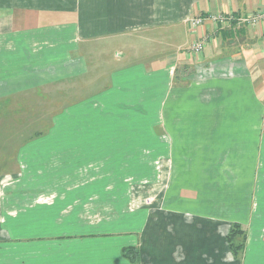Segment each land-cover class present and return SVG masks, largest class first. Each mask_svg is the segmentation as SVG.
Instances as JSON below:
<instances>
[{
    "label": "crops",
    "instance_id": "obj_1",
    "mask_svg": "<svg viewBox=\"0 0 264 264\" xmlns=\"http://www.w3.org/2000/svg\"><path fill=\"white\" fill-rule=\"evenodd\" d=\"M260 8L264 0H0V109L7 114L0 157L16 149L18 163L0 165V264H264V22L207 18ZM197 15L206 21L194 29L189 20ZM88 76L94 79L79 80ZM49 78H70L86 93L65 108L76 131L16 132L21 124L47 125V112L32 121L14 110L52 108L41 90ZM80 109L88 110L90 133H80ZM125 117L165 129L144 136L151 156L165 158V175L151 180L160 190L150 211L142 197L121 191L148 182L137 177L143 148L125 142L136 140ZM84 150L93 158L87 217L79 198ZM127 157L135 158L131 180L120 166ZM130 202L138 207L124 215L95 211ZM117 220L127 226L103 228ZM235 224L246 235L240 254L228 240ZM126 246L139 249L136 262L123 255Z\"/></svg>",
    "mask_w": 264,
    "mask_h": 264
},
{
    "label": "rangeland",
    "instance_id": "obj_2",
    "mask_svg": "<svg viewBox=\"0 0 264 264\" xmlns=\"http://www.w3.org/2000/svg\"><path fill=\"white\" fill-rule=\"evenodd\" d=\"M127 41V40H125ZM128 42V41H127ZM143 51L146 49V45L145 43H143L142 45ZM91 80L94 78H90V76L88 77H81L79 80L80 81H85V80ZM106 78H98L96 79L95 83L93 86H91V88H98L102 85L103 82H105ZM33 83V81H32ZM73 84V85H72ZM22 89V88H20ZM42 90V97L44 98V102L45 104H48L49 107L52 108H31V109H15V116H29V117H34L32 118L33 120H38V117L40 116H45L46 112V117H47V121H46V126H38V124H31V126H25V125H17L16 126V132L20 131V132H25L28 131L29 128L30 129V135H34L35 132L41 131L39 133L42 132H46V133H55V132H64V134L66 132L70 133L71 130H74V124L72 125L73 121L70 120L71 117V111L69 109H65L68 106H71L75 103H77V100L80 102L82 100L87 99L86 98V93H82L81 91H77L79 89L76 88V85L74 82H72L70 80V78L68 79H56V78H49L45 81V83L42 84L41 87ZM22 96V95H21ZM19 96H16L15 98L17 100H20L21 98H17ZM33 100V99H30ZM60 103L63 104L62 107H60ZM34 106V105H33ZM54 107H57L56 109H54ZM60 107V108H59ZM87 109H80V133L86 134V133H90V130H88V128H91L92 125H90L91 121H88V117L86 115H84L83 113L86 111ZM88 111V110H87ZM100 111V110H98ZM6 112V110L4 111ZM63 113L65 114V116H67L68 119H63L61 120V123L56 124L55 122V116L57 114ZM29 114V115H28ZM5 115L7 116V114L5 113ZM5 115L2 111V109H0V129H2L3 132H6V118ZM97 117L94 113H92V118ZM44 118V117H42ZM41 118V119H42ZM91 118V119H92ZM90 119V120H91ZM125 122L128 120L130 121L129 124H127V134L135 136L134 139L136 140H132L131 142H128L129 140L125 141L127 143L130 144H134L135 147L137 149V151L140 148H143V153L142 156H136V168H137V177H142L143 182L144 181H148L145 182L144 184H142V186H140L139 188H133L135 183L132 185V188L130 190H121L122 192H126L128 193V198L129 196H132V198L134 197H142L145 204H147V208L148 211H150V209L152 208V203L155 202L158 198L156 192L158 190H160V188H153L154 185H152L151 180L152 179H156L159 178L161 179L164 175H165V158L164 157H155V156H151V149H150V145L151 142L147 141L146 139H144V136L146 133H152V132H156L158 134L162 133L165 131V129L163 128V125H159L158 127L160 128V132L156 131V127L157 126H141L140 124H135V123H131L134 122V118H124ZM76 122V120H74ZM76 124V123H75ZM25 127V128H24ZM142 127L143 132H138V130ZM147 128V132H144L145 129ZM10 130V127H9ZM142 136V140H137V137ZM18 143L23 141L22 138L17 135L16 136ZM23 138H27V136H24ZM80 139H82L81 134H80ZM91 139V141L93 143L96 144H107V143H115V144H119V142H110V141H102V140H94L93 138H88ZM88 140H86L87 142ZM84 142V141H83ZM18 143H15V146L18 145ZM63 148L66 150L69 147V142H63ZM132 147L130 146L129 149H131ZM133 148V149H134ZM15 151L16 149L12 152L14 153L13 157L9 156L7 159H3L2 157H0V165L2 164H7V165H11L14 166L15 168H18V163H17V157L15 156ZM133 152V151H132ZM3 153H6L5 149H1L0 150V155H2ZM81 153V152H80ZM96 159H100L101 161L103 160V158H96ZM126 159L127 163H123V160ZM121 158V167H124V171L127 175V180H131L134 179L133 175L134 173H129V171L133 170V164H134V157H127V158ZM93 158H89L87 156V151L84 150L82 151V154L79 157V186H83V188H80V215L83 217H87L88 214V209L91 207V205H88L86 202V199H84L86 196L83 197V194L86 193V191L88 192V194H90L91 192L86 190V184H89L88 181H92V174H89L87 172V165L88 163H92ZM100 161V162H101ZM129 161L132 162V165L129 164ZM116 164V163H114ZM119 168V165H115V170ZM108 174H111V172H109ZM91 175V176H90ZM102 174L97 175L98 177H100ZM119 174L115 173L114 177H117ZM112 179V177H110ZM110 179V180H111ZM112 190V191H111ZM110 191L112 192V194L116 191L111 189ZM96 191H101L96 189ZM90 192V193H89ZM114 196V195H113ZM96 206V205H95ZM105 207L104 211H99V210H95L96 212L102 213V212H106V213H110V214H114L112 216H110V218H112L113 216L119 213V215H124V210L126 211H134L135 208H137V205H134L133 202H130V204H126V203H120L119 205H115V204H104L102 205ZM101 208V207H100ZM140 208V207H139ZM138 208V209H139ZM95 215H98L95 213ZM64 219V218H63ZM64 223V221H55V220H50L48 221L49 226L51 227H55L58 226V224L60 223ZM94 223H97V221H91ZM106 223H110L106 226H104L103 228L108 229V230H112V231H116L118 228H120V226H127L126 223L123 222V220H117L114 222V224H111L110 221H105ZM87 223H85V221H80V225L84 226V228H88ZM133 224V223H132ZM80 226V227H82ZM133 228V225H130ZM92 228V227H91Z\"/></svg>",
    "mask_w": 264,
    "mask_h": 264
},
{
    "label": "built area",
    "instance_id": "obj_3",
    "mask_svg": "<svg viewBox=\"0 0 264 264\" xmlns=\"http://www.w3.org/2000/svg\"><path fill=\"white\" fill-rule=\"evenodd\" d=\"M207 18L212 20L216 24H218V22L224 23L227 20H235L239 24L240 23H244V24L249 23L251 25H258V24L264 22V8H260L256 11L252 12L251 14L246 15V16H238V15L233 14V13H228V14L211 13L208 15ZM204 21H206V20L203 16L197 15V16H192L189 20V23L195 29L198 26L202 25ZM207 39H208V36H205L201 40L196 41L192 45V49L195 52L199 53L200 51L203 50L205 41Z\"/></svg>",
    "mask_w": 264,
    "mask_h": 264
},
{
    "label": "trees",
    "instance_id": "obj_4",
    "mask_svg": "<svg viewBox=\"0 0 264 264\" xmlns=\"http://www.w3.org/2000/svg\"><path fill=\"white\" fill-rule=\"evenodd\" d=\"M228 240L232 250L236 254H240L245 246L246 235L245 232L240 228L239 224H235L231 229ZM139 249L136 246H126L123 249V255L130 259L132 262H136L139 257Z\"/></svg>",
    "mask_w": 264,
    "mask_h": 264
}]
</instances>
